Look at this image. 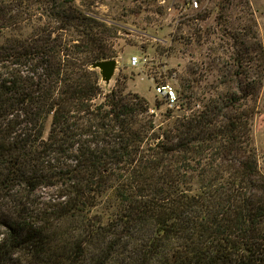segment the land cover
<instances>
[{"label": "trees", "instance_id": "obj_1", "mask_svg": "<svg viewBox=\"0 0 264 264\" xmlns=\"http://www.w3.org/2000/svg\"><path fill=\"white\" fill-rule=\"evenodd\" d=\"M115 30L76 0H0V264H264L261 43L230 31L208 88L210 63L178 73L163 125L103 91Z\"/></svg>", "mask_w": 264, "mask_h": 264}, {"label": "rangeland", "instance_id": "obj_2", "mask_svg": "<svg viewBox=\"0 0 264 264\" xmlns=\"http://www.w3.org/2000/svg\"><path fill=\"white\" fill-rule=\"evenodd\" d=\"M220 1L201 0L195 6L190 0H76L81 8L116 29L109 41L117 65L109 81L100 78L103 91L119 83L126 93L142 96L154 120L164 125L182 112L170 104L171 96H166V92H175L178 73L189 72V68L204 71L210 63L212 70L201 86L216 84L222 62L231 53L230 31L245 33L249 29L251 37L246 40L255 35L264 51V0H232L224 13L218 7ZM199 14L206 17L193 20V26L181 23L185 17L192 19ZM134 55L138 63L131 65ZM262 72V87L252 102L255 112L250 135L264 174V61ZM156 79L166 84L161 92Z\"/></svg>", "mask_w": 264, "mask_h": 264}, {"label": "water", "instance_id": "obj_3", "mask_svg": "<svg viewBox=\"0 0 264 264\" xmlns=\"http://www.w3.org/2000/svg\"><path fill=\"white\" fill-rule=\"evenodd\" d=\"M117 65V61L112 59L98 61L92 64V68L99 69V73L101 78L105 81H109L114 74L115 68Z\"/></svg>", "mask_w": 264, "mask_h": 264}, {"label": "built area", "instance_id": "obj_4", "mask_svg": "<svg viewBox=\"0 0 264 264\" xmlns=\"http://www.w3.org/2000/svg\"><path fill=\"white\" fill-rule=\"evenodd\" d=\"M190 2H192L195 6H197V3H196V0H190ZM131 60H130V63H131V65H136L137 63H138V59H137V56H131V58H130ZM164 87L165 86H162V87H157V89H158V91H160L161 92V89L163 90L164 89ZM168 95H170L171 96V98H173L174 97V94H173V91L171 90V91H169V92H166Z\"/></svg>", "mask_w": 264, "mask_h": 264}]
</instances>
